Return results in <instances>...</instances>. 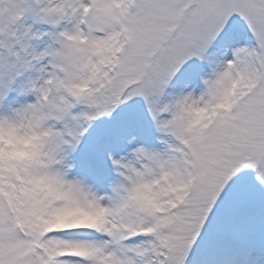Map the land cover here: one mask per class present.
I'll return each instance as SVG.
<instances>
[{"label": "snow or ice", "instance_id": "obj_1", "mask_svg": "<svg viewBox=\"0 0 264 264\" xmlns=\"http://www.w3.org/2000/svg\"><path fill=\"white\" fill-rule=\"evenodd\" d=\"M0 264H264V0H0Z\"/></svg>", "mask_w": 264, "mask_h": 264}]
</instances>
